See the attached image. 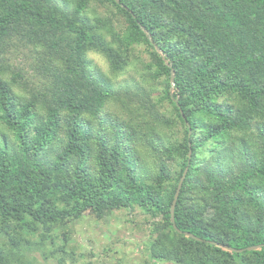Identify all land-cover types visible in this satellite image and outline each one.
I'll list each match as a JSON object with an SVG mask.
<instances>
[{
    "label": "trees",
    "instance_id": "obj_1",
    "mask_svg": "<svg viewBox=\"0 0 264 264\" xmlns=\"http://www.w3.org/2000/svg\"><path fill=\"white\" fill-rule=\"evenodd\" d=\"M120 209L137 264H264V0H0V264Z\"/></svg>",
    "mask_w": 264,
    "mask_h": 264
},
{
    "label": "rangeland",
    "instance_id": "obj_2",
    "mask_svg": "<svg viewBox=\"0 0 264 264\" xmlns=\"http://www.w3.org/2000/svg\"><path fill=\"white\" fill-rule=\"evenodd\" d=\"M97 57V55H96ZM97 62L102 69H107V63L100 57ZM129 209L115 210L104 221H99L87 214L71 223L73 237L81 245L77 249L78 261L75 264H85L84 253H95L99 264H137L141 259L142 250L148 240V233L140 228L135 229L127 220ZM70 245V244H69ZM109 251L105 253L106 250ZM39 251L33 253L39 264H55L53 258H43ZM36 253V254H35Z\"/></svg>",
    "mask_w": 264,
    "mask_h": 264
},
{
    "label": "water",
    "instance_id": "obj_3",
    "mask_svg": "<svg viewBox=\"0 0 264 264\" xmlns=\"http://www.w3.org/2000/svg\"><path fill=\"white\" fill-rule=\"evenodd\" d=\"M117 1L119 2V0H117ZM143 29H144V31L146 33H148L147 30L144 27H143ZM149 37L151 38L150 35H149ZM156 48L158 49V51L161 52V49L157 45H156ZM174 89H175V75H174V70H172V75H171V93H173ZM190 156H191V151L189 152V157ZM187 173H188V167H186V169L184 170V172H183V174L181 176V179H180V181L178 183L176 192L174 194V199H173L172 205H171V220H172V223H173V225H174V227L176 229H178V228H177V225H176V222H175V208H176V204H177V201H178V198H179V195H180V191H181V188L183 186V182H184V180L186 178ZM186 234L187 235H192L189 232H186ZM260 246L261 245H253V246L247 247V249L248 250H253V249L259 248ZM225 247H227V246H225ZM228 248H230V249H232L234 251H243L244 250V249H235V248H232V247H228Z\"/></svg>",
    "mask_w": 264,
    "mask_h": 264
}]
</instances>
